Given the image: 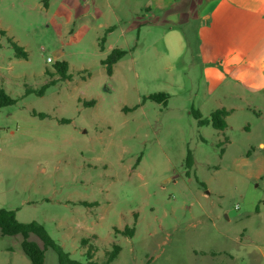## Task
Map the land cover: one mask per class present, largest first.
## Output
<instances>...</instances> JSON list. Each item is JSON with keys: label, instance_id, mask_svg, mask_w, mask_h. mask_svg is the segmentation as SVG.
Masks as SVG:
<instances>
[{"label": "rangeland", "instance_id": "obj_1", "mask_svg": "<svg viewBox=\"0 0 264 264\" xmlns=\"http://www.w3.org/2000/svg\"><path fill=\"white\" fill-rule=\"evenodd\" d=\"M212 1L0 0V88L16 100L0 108V209L82 263L85 238L98 262L120 246L110 264H264V101L208 100L194 32ZM218 109L223 131L193 116ZM21 241L0 235V264H31Z\"/></svg>", "mask_w": 264, "mask_h": 264}, {"label": "crops", "instance_id": "obj_2", "mask_svg": "<svg viewBox=\"0 0 264 264\" xmlns=\"http://www.w3.org/2000/svg\"><path fill=\"white\" fill-rule=\"evenodd\" d=\"M197 22L194 59L208 100L264 101V0H213ZM257 148L264 150V143ZM259 253L264 259V250Z\"/></svg>", "mask_w": 264, "mask_h": 264}, {"label": "trees", "instance_id": "obj_3", "mask_svg": "<svg viewBox=\"0 0 264 264\" xmlns=\"http://www.w3.org/2000/svg\"><path fill=\"white\" fill-rule=\"evenodd\" d=\"M104 42V38L101 40V43ZM11 47L14 49L15 56L17 58H27V53L22 49V47L11 42ZM126 54L125 50L113 49L111 53L102 61V65L106 67V73L108 75L112 74V67L117 63L124 55ZM54 68L61 80L70 79L68 72V64L66 62H57L54 65ZM53 82L43 85L39 90H34L32 88H27L26 94L35 93L38 96H42L44 90L52 85ZM147 99L155 102H165L166 95L163 93L151 94L146 97ZM16 102L15 99L11 98L3 88H0V108L5 106L13 105ZM229 114V111L225 109H218L212 112L208 118H202V115L199 111H194L193 116L197 120L200 126L211 125L215 130L223 131L226 127L225 118ZM34 115V114H33ZM43 117L42 115H38ZM193 165V158L190 152H187L185 159V167L190 169ZM188 174V173H187ZM125 237H132L134 234V227L129 228L125 227L121 232H119ZM33 234L37 236L43 243L44 249L51 248L57 256L58 264H110L114 261L121 248L117 244H114L109 251H106L104 254V260L101 262L95 261L94 256L97 251L96 247L88 242L87 239H82L80 245L85 249L84 258L85 262L74 260L70 258L69 253L65 252L63 248L54 242L44 230L43 226L36 223L30 222L27 224L20 223L16 219L15 212L12 210L0 209V235L1 236H15L21 235V249L23 253L28 257L31 264H44L45 255L44 249L39 248L35 243L28 240V236Z\"/></svg>", "mask_w": 264, "mask_h": 264}, {"label": "built area", "instance_id": "obj_4", "mask_svg": "<svg viewBox=\"0 0 264 264\" xmlns=\"http://www.w3.org/2000/svg\"><path fill=\"white\" fill-rule=\"evenodd\" d=\"M47 61L49 62V59Z\"/></svg>", "mask_w": 264, "mask_h": 264}]
</instances>
